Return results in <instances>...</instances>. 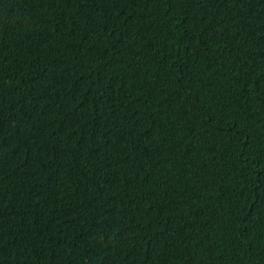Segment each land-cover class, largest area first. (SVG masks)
Masks as SVG:
<instances>
[{"label": "trees", "instance_id": "1", "mask_svg": "<svg viewBox=\"0 0 264 264\" xmlns=\"http://www.w3.org/2000/svg\"><path fill=\"white\" fill-rule=\"evenodd\" d=\"M0 264H264V0H0Z\"/></svg>", "mask_w": 264, "mask_h": 264}]
</instances>
